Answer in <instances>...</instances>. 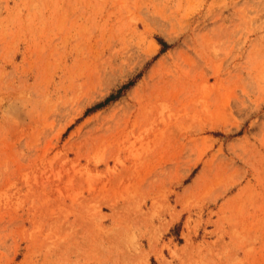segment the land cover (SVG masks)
Instances as JSON below:
<instances>
[{
    "label": "rangeland",
    "instance_id": "374dc122",
    "mask_svg": "<svg viewBox=\"0 0 264 264\" xmlns=\"http://www.w3.org/2000/svg\"><path fill=\"white\" fill-rule=\"evenodd\" d=\"M0 264H264V0H0Z\"/></svg>",
    "mask_w": 264,
    "mask_h": 264
}]
</instances>
